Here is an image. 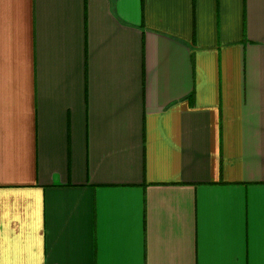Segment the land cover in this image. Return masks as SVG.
Segmentation results:
<instances>
[{
  "label": "crops",
  "instance_id": "crops-1",
  "mask_svg": "<svg viewBox=\"0 0 264 264\" xmlns=\"http://www.w3.org/2000/svg\"><path fill=\"white\" fill-rule=\"evenodd\" d=\"M0 264H264V0H0Z\"/></svg>",
  "mask_w": 264,
  "mask_h": 264
}]
</instances>
